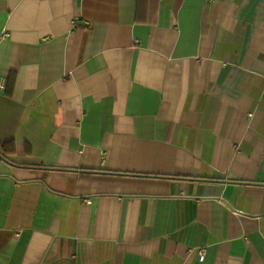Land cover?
<instances>
[{"label": "crops", "instance_id": "obj_1", "mask_svg": "<svg viewBox=\"0 0 264 264\" xmlns=\"http://www.w3.org/2000/svg\"><path fill=\"white\" fill-rule=\"evenodd\" d=\"M0 85V264H264V0H0Z\"/></svg>", "mask_w": 264, "mask_h": 264}, {"label": "built area", "instance_id": "obj_2", "mask_svg": "<svg viewBox=\"0 0 264 264\" xmlns=\"http://www.w3.org/2000/svg\"><path fill=\"white\" fill-rule=\"evenodd\" d=\"M0 89H3V86L0 85ZM84 202H85L86 204H90L91 201H90L89 199H86ZM198 256H199V260H200V261H203L204 256H205V249H204V248H202V249H200V250L198 251Z\"/></svg>", "mask_w": 264, "mask_h": 264}]
</instances>
